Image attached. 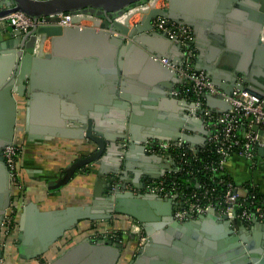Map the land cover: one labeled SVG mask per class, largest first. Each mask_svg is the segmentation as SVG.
<instances>
[{
    "label": "water",
    "instance_id": "1",
    "mask_svg": "<svg viewBox=\"0 0 264 264\" xmlns=\"http://www.w3.org/2000/svg\"><path fill=\"white\" fill-rule=\"evenodd\" d=\"M144 1L0 0V17L19 11L34 20L50 17L54 21L60 14L82 12L101 20L98 30L49 25L26 34L12 26L0 31V229L12 198L3 150L15 142L18 113L23 108V132L28 141L73 139L84 141L89 148L64 169L48 190H60L88 166H95L99 177L107 178L106 194L88 206L68 207L56 213L41 212L33 203L22 207L16 241L19 258L40 259L81 220L106 221L114 215H124L140 225L146 238L129 264H264L261 223L254 221L259 234L252 233L253 239L246 235L242 223L219 219L213 211L197 215L195 221L180 223L173 217L172 199L149 192L134 193L118 183L126 182L131 171L134 178L127 182L144 191L141 175L160 178L149 171H133L130 160L136 154H141L145 162L161 158L144 152L143 144L148 138L185 144L196 141L178 128L160 136L146 129L139 134L141 126L150 125L139 118L140 114L149 116V109L158 99L183 108L179 127L185 122V128L200 135L198 146L192 143L195 153L206 144L203 118L191 111V101L170 96L171 82L178 79L174 70L159 62L167 58L179 66L183 48L163 33L151 31L152 21L162 17L188 25L194 35L190 44L197 43L204 29L211 28L209 38L217 54H225L205 61L208 63L199 61L193 68L203 70L226 96L236 88L263 100L264 106V0H167L166 9L149 10L133 27H128L127 20H116ZM223 21L232 24L233 35L221 30ZM36 35L50 39L49 52L33 51ZM232 50L240 52L238 64L234 63L236 56L230 54ZM197 59L201 60L200 52ZM219 68L229 72L228 87L220 84L223 72ZM202 96L209 108L219 105L229 109L221 96ZM252 130L257 131V126ZM263 152L264 148L258 150ZM164 158L169 167L174 166L170 154ZM121 253L120 238H84L47 264H118ZM1 259L0 250L3 264Z\"/></svg>",
    "mask_w": 264,
    "mask_h": 264
},
{
    "label": "built area",
    "instance_id": "2",
    "mask_svg": "<svg viewBox=\"0 0 264 264\" xmlns=\"http://www.w3.org/2000/svg\"><path fill=\"white\" fill-rule=\"evenodd\" d=\"M166 8L167 0H145L135 5L132 10L125 12L120 18H116V20L125 22V16L130 14L131 18L127 20L126 24L128 27H133L139 23L142 15L149 10ZM57 18L58 20L54 21L50 17H40L34 20L22 12L16 11L0 17V31H4L7 26H12L15 30L26 34L31 29L49 25L98 30L101 24V20L96 16L82 12L60 14ZM151 26V31L163 33L170 40L178 42L183 48V56L179 66H176L173 61L167 58H160L159 62L174 70L176 75L185 82L180 90L171 91V95L191 101L194 106L192 112H196L197 117L203 118L204 128L207 132L206 144L198 152L209 146L210 151L213 149L218 159L211 165L205 166V169L212 174L210 184L192 177L191 189L184 192L176 182L166 186L163 177L173 172H181L183 167L187 166L190 154L195 156L198 152L195 153L193 149L181 141L172 142L148 138L143 144L144 152L147 155H161V157L170 154L174 165L171 167L174 170L169 168V171L158 180L143 177L144 191L133 188L127 181H119L118 183L120 185L124 184L126 190L134 193L149 192L159 194L162 198L172 199L175 203L173 217L180 223L191 221L197 215H206L213 211L217 218L235 220L239 224L242 223L247 230L255 227L254 221L264 226V191L259 190L253 184H249V186L233 184L221 174V171L226 168L228 159L232 156L244 159L253 168L259 163L264 166V161L258 162L257 158V151L264 148L263 100H259L236 88L233 89L230 96H226L211 82L205 72L193 68L195 54L190 47L193 32L188 25L157 17L152 21ZM38 42L41 43L39 50L41 53H45L49 45V38L36 35L34 45ZM33 51L37 52L38 50L33 48ZM203 94L221 96L222 100L228 104L229 109L221 113H214L207 107ZM253 126H257V131L252 130ZM126 145L127 143L124 142L123 146ZM22 149L23 147L20 144L14 142L3 150L12 192L10 205L1 221V235L4 238H8L13 234L17 226L18 212L22 207V185L17 169V158ZM187 174L194 176L193 172L190 171ZM217 187L221 188L220 192L217 191ZM130 231L138 232V224H133ZM234 232L236 231L234 230ZM117 233L108 235L106 231H101L96 232L95 235L97 239L115 240L118 238ZM145 241L146 238H140V248Z\"/></svg>",
    "mask_w": 264,
    "mask_h": 264
},
{
    "label": "crops",
    "instance_id": "3",
    "mask_svg": "<svg viewBox=\"0 0 264 264\" xmlns=\"http://www.w3.org/2000/svg\"><path fill=\"white\" fill-rule=\"evenodd\" d=\"M232 10L234 9L232 8ZM234 15L235 18L238 17L237 14ZM233 18L234 16H232V19ZM220 26L221 30L224 32L227 31L231 35L235 33V31L230 28L232 24H228L223 21ZM6 28H4V30ZM210 29L209 31H207V29H204V33H202L197 40L195 39L197 43L190 44V47L193 49L195 54L193 64L194 66L198 64L199 61L208 63L205 61H208L209 59L212 60L215 56L221 57V54H225L224 52H219V55L217 54L215 46L209 38V35H211ZM5 38H7V35L5 36ZM49 50L50 39L46 52H49ZM167 50H169V48ZM199 52L201 53V60L197 59V55L199 56ZM230 54L231 56H236L237 60H235L234 63L238 64L240 60V52H238L237 50H232ZM219 71L223 72L221 78L219 79L220 84L228 87V70L226 68H219ZM176 78L178 79L177 82H171V91L180 90L185 83L184 80L179 78L177 75ZM219 90L223 92V90ZM171 91H169L170 96L172 98H175V96L171 95ZM170 96L169 98H171ZM169 101L171 102V99H169ZM21 104V107H23L24 101H21ZM181 109L183 108H180L175 104L168 103V101L163 102L158 99L157 104L149 109V111H151V114L149 116H146L144 113L140 114L139 118L147 120L150 125H148L147 127L141 126L142 130L139 134H143L144 129H146L147 131L152 130L155 132V134L160 136L171 134L175 131V128H178V131L180 133L187 135L192 139L196 138V141L192 143H195V145L198 146L197 140H199L200 137L199 133L197 131L188 130L187 128H185V122H183V126L181 127H179L178 125V123H182L180 122L182 121V111H180ZM210 109L214 113H221L226 111L224 110L225 108L219 105H216L214 108ZM17 121L18 122L16 127L15 140L16 143H19L21 146H23V149L21 153H19L17 158L19 180L21 185L24 187L21 198L22 207H24L28 203H33L41 212L56 213L57 211L64 210L68 207L88 206L93 199L106 194L105 185L107 176L103 178L99 177L98 170L95 166H88L80 169L69 181V183L60 190H48V187L61 176L64 169L75 159L85 155L89 151V148L84 141L73 139L54 138L51 140L28 141L26 139V135L23 132V108H21L18 113ZM192 143L184 144L193 149L194 146H192ZM257 158L258 162L264 161V152L260 154L257 151ZM130 161L133 164V171L141 172L142 174L149 171L154 175H159V177H162L165 173H167L169 171V168H173L169 167L170 165L167 164L163 156L158 161L149 160L145 162L144 160H142L141 154H136ZM226 170L236 182V184H253L257 186L259 190L264 191V166L260 165V163L253 168L244 159L232 156L226 163ZM133 178V172H128L127 181L128 179L131 180ZM140 179H143V175L140 176L139 180ZM129 183L131 184V182ZM21 208L18 212L16 229L11 236L13 238V241L7 244L8 250L4 252L0 244V250L2 251L1 261L3 262V264H47L68 247L79 243L84 238H89L93 241H96L97 238L92 239L91 237L96 232H101L105 230V228L112 230H124L128 228L129 224L131 223V220H129L130 218L124 215H114L110 220H103L105 224L100 223L102 221L81 220L73 230L68 231L62 239L52 245L48 249V251L45 252V254L40 258L42 261H40L39 259L29 261L19 258L16 249L18 222ZM122 236L126 237L125 234L122 235L121 233V237ZM66 237L70 239L67 242L64 240ZM136 244L137 242L133 240V238H130L128 234L127 238L122 243V253L118 264H129L136 258L139 251H137V249L135 250ZM10 252H12V254H10Z\"/></svg>",
    "mask_w": 264,
    "mask_h": 264
},
{
    "label": "trees",
    "instance_id": "4",
    "mask_svg": "<svg viewBox=\"0 0 264 264\" xmlns=\"http://www.w3.org/2000/svg\"><path fill=\"white\" fill-rule=\"evenodd\" d=\"M16 142V140H15ZM19 144V143H18ZM189 161L187 166L183 167V170L181 172L171 173L167 174L163 177L164 183L166 186H170L173 182H176L178 186H181V190L186 192L189 189H191V178L195 177L197 180L205 181L206 183H211L210 178L212 177V174L208 172V170L205 169V166L211 165L214 161H216L218 158L215 156V152L212 149L210 151L209 146H206L205 148L201 149L195 156L191 155L188 157ZM193 172L194 176H190L187 173ZM221 174L224 178L235 184L236 182L233 180V178L228 174L226 168L221 171ZM245 186H249V184L244 183ZM217 191L220 192L221 188L217 187ZM131 220V219H129ZM132 221V220H131ZM135 222V221H133ZM122 226V225H121ZM122 230V229H120ZM117 237H121V233H117ZM66 242L70 239L66 237L64 239Z\"/></svg>",
    "mask_w": 264,
    "mask_h": 264
},
{
    "label": "rangeland",
    "instance_id": "5",
    "mask_svg": "<svg viewBox=\"0 0 264 264\" xmlns=\"http://www.w3.org/2000/svg\"><path fill=\"white\" fill-rule=\"evenodd\" d=\"M131 18V16L129 17V19ZM23 147V146H22ZM173 170H174V168H172ZM13 187H14V185H13ZM24 189V187L22 186V190H21V194H22V192L24 191L23 190ZM132 220V219H131ZM100 223H104L105 224V222H100ZM136 225L137 223L135 222H133V220L131 221V223L129 224V227L128 228H126V229H124V230H117V229H106L105 228V230H103V231H106L107 232V234L109 235V234H113V233H115V232H118L119 231V233H122V235L123 234H125L126 235V237H120V239H122L121 240V242L123 243L124 242V240L127 238V235L129 234V236H130V238H133V240H135L136 242H137V244H136V247H135V250L137 249V251L140 249V247H139V243H140V238H145V235H144V233H143V230H142V228L140 227V225H138V232H136V231H130V228H132V225ZM107 225V224H106ZM105 225V226H106ZM16 229V228H15ZM15 229H14V231H15ZM14 231H13V233H14ZM13 235V234H12ZM11 235V236H12ZM94 235V236H93ZM91 237H92V239L93 238H97L96 236H95V233L93 234ZM11 236H9L8 238H4L3 237V235H1V247L3 248V251L5 252V251H7L8 249H7V244L8 243H10L11 241H13V238L11 237ZM11 237V238H10ZM124 239V240H123ZM110 240V239H109ZM10 254H12V252H10ZM40 261H42L41 259H39Z\"/></svg>",
    "mask_w": 264,
    "mask_h": 264
},
{
    "label": "flooded vegetation",
    "instance_id": "6",
    "mask_svg": "<svg viewBox=\"0 0 264 264\" xmlns=\"http://www.w3.org/2000/svg\"><path fill=\"white\" fill-rule=\"evenodd\" d=\"M196 220V218H194L193 220H191V221H195ZM1 230V229H0ZM258 233V230L255 228V227H252V228H249L248 230H247V236H249V238H252L253 239V236H252V233ZM235 234L237 235V236H240V234H238V232L236 231L235 232ZM259 234V233H258ZM96 241H98V239H96ZM112 241H114V239L112 240ZM260 247V246H259ZM261 249H264L263 247H261ZM264 251V250H263ZM258 255H260V254H258Z\"/></svg>",
    "mask_w": 264,
    "mask_h": 264
},
{
    "label": "bare ground",
    "instance_id": "7",
    "mask_svg": "<svg viewBox=\"0 0 264 264\" xmlns=\"http://www.w3.org/2000/svg\"><path fill=\"white\" fill-rule=\"evenodd\" d=\"M131 15L130 14H128V15H126L125 16V21L126 20H129V17H130ZM262 39L264 40V27H263V29H262ZM40 47H41V43L40 42H38V43H35V45H34V50L35 49H37L38 51L36 52V53H40Z\"/></svg>",
    "mask_w": 264,
    "mask_h": 264
}]
</instances>
